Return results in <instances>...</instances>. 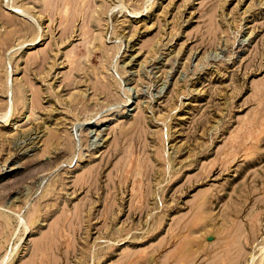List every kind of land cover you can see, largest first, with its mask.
Masks as SVG:
<instances>
[{
	"label": "rangeland",
	"instance_id": "374dc122",
	"mask_svg": "<svg viewBox=\"0 0 264 264\" xmlns=\"http://www.w3.org/2000/svg\"><path fill=\"white\" fill-rule=\"evenodd\" d=\"M0 264H264V0H0Z\"/></svg>",
	"mask_w": 264,
	"mask_h": 264
},
{
	"label": "bare ground",
	"instance_id": "6f19581e",
	"mask_svg": "<svg viewBox=\"0 0 264 264\" xmlns=\"http://www.w3.org/2000/svg\"><path fill=\"white\" fill-rule=\"evenodd\" d=\"M18 10V9H17ZM135 14V13H134ZM136 14H139V13H136ZM39 27V26H38ZM92 42V41H91ZM93 44V43H92ZM95 57V56H94ZM101 84V83H100ZM105 84V83H104ZM102 86H103V84H102ZM96 89H98L97 87H95ZM107 90V86L105 85V87H104V92H107L106 91ZM128 98H130V97H128ZM130 100V99H129ZM128 100V101H129ZM8 119V118H7ZM90 124V123H89ZM168 156V155H167Z\"/></svg>",
	"mask_w": 264,
	"mask_h": 264
}]
</instances>
